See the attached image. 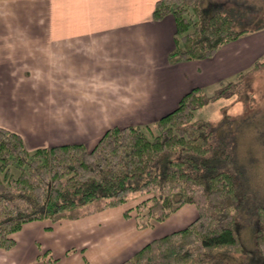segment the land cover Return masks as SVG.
I'll return each mask as SVG.
<instances>
[{
    "label": "crops",
    "instance_id": "crops-1",
    "mask_svg": "<svg viewBox=\"0 0 264 264\" xmlns=\"http://www.w3.org/2000/svg\"><path fill=\"white\" fill-rule=\"evenodd\" d=\"M155 1L0 0V126L28 149L79 142L90 148L112 125L151 122L191 87L235 76L264 47L262 28L211 57L171 62L174 17L153 19ZM126 206L27 222L13 234L14 246L0 248V264H120L197 215L196 205L185 203L139 228L124 216ZM70 236H79L78 248L70 250ZM46 249L56 261L41 257Z\"/></svg>",
    "mask_w": 264,
    "mask_h": 264
},
{
    "label": "trees",
    "instance_id": "trees-1",
    "mask_svg": "<svg viewBox=\"0 0 264 264\" xmlns=\"http://www.w3.org/2000/svg\"><path fill=\"white\" fill-rule=\"evenodd\" d=\"M235 12L223 0H156L152 18L174 17L168 60L177 62L211 57L223 44L264 28L236 26ZM261 65L264 60H256L240 70L226 83L229 90L222 85L208 95L201 86L191 87L173 109L151 122L112 125L90 148L79 142L28 149L18 133L0 126V248L14 246L13 234L27 222L75 219L136 198L123 214L133 216L139 228L164 220L185 203L196 205L197 215L150 239L120 264H207L219 252H244L237 231L243 208L237 171L223 166L230 151L211 142L220 140H213L210 122L194 117V109L232 94L240 78ZM254 211L256 246L264 263V227L259 225L264 205ZM49 252L40 255L56 261Z\"/></svg>",
    "mask_w": 264,
    "mask_h": 264
},
{
    "label": "rangeland",
    "instance_id": "rangeland-1",
    "mask_svg": "<svg viewBox=\"0 0 264 264\" xmlns=\"http://www.w3.org/2000/svg\"><path fill=\"white\" fill-rule=\"evenodd\" d=\"M223 1L225 5H231L237 11L234 14L236 26L254 28L264 24V0ZM259 53L252 63L264 60V47ZM235 77L236 74L229 79H221L201 87L208 95L216 92L222 85L229 90L231 87H227L226 83L235 80ZM240 81L233 88L232 94L225 93L194 109V117L210 122L214 132L213 140H220L211 142L224 144L230 151V156L223 166L237 171L236 177L243 206L237 217V231L245 251L216 253L213 262L207 264H264L256 246L257 222L254 211L257 204L264 205V65L247 72ZM151 131H155L154 128ZM136 201V198L131 199L126 205H132ZM259 225L264 227V220ZM78 237L68 238L72 244L70 250L78 248L76 245ZM69 243L60 240V245L69 246ZM48 254L51 255L52 251Z\"/></svg>",
    "mask_w": 264,
    "mask_h": 264
}]
</instances>
